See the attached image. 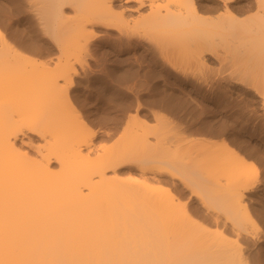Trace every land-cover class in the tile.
<instances>
[{"label": "bare ground", "instance_id": "bare-ground-1", "mask_svg": "<svg viewBox=\"0 0 264 264\" xmlns=\"http://www.w3.org/2000/svg\"><path fill=\"white\" fill-rule=\"evenodd\" d=\"M6 1L14 12L36 18L60 53L51 69L49 60L26 57L0 34V264H250L245 243L248 248L259 225L246 197L255 179L247 156L227 139L209 154V162L194 161L188 149L181 153L184 148L163 146V139L154 142L148 133L119 148L95 146L98 130L83 117L72 89L97 29L126 33L132 24L116 0ZM203 1L138 0V8L147 5L149 12L138 14L132 27L157 29L190 43L204 33L208 44L216 37L207 45L216 48L210 47V55L233 52L241 72L261 74L256 92L264 100V0ZM69 4L72 15L65 9ZM219 6L224 14L213 25L202 10ZM253 6L256 16L241 19L240 13ZM195 43L201 52L209 48L201 40ZM167 60L177 74L186 68ZM217 91L210 89V100L220 98ZM200 124L198 130L206 132L209 121ZM29 132L40 138L33 152L24 146ZM128 166L140 170L142 183L121 178L119 171ZM163 174L186 184L205 215L191 211L181 196L148 184Z\"/></svg>", "mask_w": 264, "mask_h": 264}, {"label": "rangeland", "instance_id": "rangeland-1", "mask_svg": "<svg viewBox=\"0 0 264 264\" xmlns=\"http://www.w3.org/2000/svg\"><path fill=\"white\" fill-rule=\"evenodd\" d=\"M240 1L238 0L239 3ZM211 2L215 4L211 0L204 3L205 5H208L207 3L211 5ZM238 2L235 4H239ZM115 3L118 8L120 7V10L123 9L126 12V17L131 19L128 18V21L130 20L129 23L132 22V24L133 19L138 17V14L149 12L147 5L138 8V0L129 2L116 0ZM222 7H214L211 11L210 9L207 10L206 7L202 10V13L204 16H208L209 19L207 20L210 22L215 20V23L213 22V25H215L217 17L220 18L224 14V8ZM254 7L240 13L241 19L244 15L247 18L252 16L253 13L255 15L257 8ZM12 8L6 0H0V34L4 35L9 45L14 46L26 57L39 61L49 60L51 69L54 66L56 67L55 62H57L60 53L57 42L54 43L52 38L47 39L50 34L47 35V33H44L45 31H40L43 29L38 26L36 18L34 19L32 15L28 17L30 14L27 12L18 14ZM65 9L69 15L73 14V7L70 4L65 6ZM70 11L72 14H70ZM132 24L129 27H132ZM203 25L205 28L208 27L206 24ZM129 27L126 33H120L114 28H98L96 38H93L96 43L92 41L93 44L91 43V47L89 46L91 52L89 50L90 54L87 52L88 56L85 53L84 57L86 56L87 59L84 58L86 60L83 66L78 65L80 66V68L78 67L79 75L77 80L75 77V83L77 84L72 89V96L76 105H78L77 107L84 114L85 120L94 123V127L98 130L95 146L97 144V149L100 151L103 147L119 148L130 141L131 137L139 135L138 137L135 136V138H139L141 133L146 134L145 136L148 133V135L150 134L149 139L154 142L157 140L156 142L161 144V141L164 140L163 146L164 144H167L165 145L167 147L168 145L170 147L178 146L176 150L180 152L184 148L181 153L186 152V149H188L189 154H191L190 158L193 157V160L195 158L197 161L209 162V154L217 147L218 143L220 145V142L222 143L227 139L233 144L237 152L240 150L241 155L243 153L245 157L247 156L249 165L247 167H251L252 171L249 172L252 173L251 175L255 179L253 186H256L250 188L254 190H250L247 193L249 196L246 198L250 197L248 200L250 202L248 203L249 208L250 210L252 208L251 213L255 214L254 216L259 225V229L256 230L257 226H254L256 228L254 230L259 232H255L256 236L252 233L254 238L251 235L250 240L252 239V241L251 243H249L250 240L248 241V248L245 243V252L249 253L245 254L250 259V264H264V100L256 92L257 83L255 80L261 74L241 72V69H239L240 58L231 51H228L231 52L230 56L228 54L221 55L220 50L218 53L221 56L217 54L222 59L219 56L210 55L212 51L210 47H213V41L216 37L213 41L209 38L212 42L210 41L208 44L207 38H205L206 33H202L204 35L202 39V36L197 38L196 41L195 38L198 36L194 38L195 42L197 40L205 42L204 46L213 44L207 46L209 48L205 46L207 49L203 47L202 52L206 51V54L204 53L206 58H204L202 56L204 54L200 51L202 48L197 49V46V48L194 47L195 42H191L195 43L193 45L183 39L185 44L178 37L167 36L166 33L159 32L157 29L153 30L151 28L149 30V27L147 29V27L141 25L136 28L133 26L132 30ZM214 28L211 27L209 30L213 29L212 31H214ZM214 32L211 33L214 34ZM191 39L193 40V38ZM182 41V44L179 43ZM227 44L226 47L230 45ZM231 46L227 48H231ZM226 47L223 48L225 51ZM193 49L197 50L198 55ZM214 49L216 48L213 47V52ZM207 50H209V53H207ZM198 51L202 55H199ZM222 52L224 53V51ZM224 55L226 58H224ZM233 55L236 57H232ZM167 59L182 64L180 65L182 68L183 65H186L184 66L186 68H181L183 74L181 72L177 74L173 67L166 65L168 63ZM84 66L86 70L82 68ZM187 75L190 76H188L189 81ZM236 77L241 78L240 82L234 81L237 79ZM262 77H264L263 74ZM210 84H214V88H211ZM258 87L261 88V86ZM183 89L186 90V94ZM210 89L220 90V94L217 91L220 98L217 96L218 98L215 100H210L208 95ZM221 96L225 97L222 99ZM225 98L227 99L225 100ZM223 100H225V106ZM204 120L209 121L207 127L209 131L206 128V132H203L205 129L201 132L199 130L203 127L200 123ZM219 123L230 125L225 126L222 124V126L227 127V130L222 129L223 134H221L220 129L222 126ZM164 127L165 131L163 130ZM214 128L218 129V133L216 130L214 131ZM160 129L163 131L162 134ZM156 132L157 135H155ZM39 139L38 135L29 132L27 136H24L26 143H24V146L33 152L35 142L40 141ZM136 169L129 166L123 168V170L121 169L119 171L121 178L130 182L136 180L139 182L140 180L142 183L144 178L142 179L139 173L140 170ZM161 177L160 180L162 181L151 180L148 184L157 190L158 188L160 190L165 189L173 195L181 196L179 199L188 201L187 204L190 206L189 209H192L191 211L194 212L195 210L197 213H194L198 216L205 215L206 208L200 205L201 203L196 195H191L186 184L182 183L178 177L173 178L174 176H171V174H163Z\"/></svg>", "mask_w": 264, "mask_h": 264}]
</instances>
